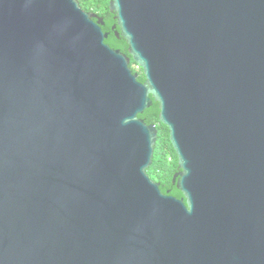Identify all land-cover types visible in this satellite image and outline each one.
<instances>
[{"label": "water", "instance_id": "obj_1", "mask_svg": "<svg viewBox=\"0 0 264 264\" xmlns=\"http://www.w3.org/2000/svg\"><path fill=\"white\" fill-rule=\"evenodd\" d=\"M109 10L0 0V264H264V0Z\"/></svg>", "mask_w": 264, "mask_h": 264}, {"label": "trees", "instance_id": "obj_2", "mask_svg": "<svg viewBox=\"0 0 264 264\" xmlns=\"http://www.w3.org/2000/svg\"><path fill=\"white\" fill-rule=\"evenodd\" d=\"M109 1L110 0H80V4L83 7V9L87 10V11H93L95 13H97L98 15L102 16L104 19V22L106 23L105 25L102 26L103 30H111L112 33L110 35L109 38L105 39V42L108 43L111 47L114 48H119L124 52H128V44L125 41V39H118L114 33V30L112 29V23L116 22L112 13L109 10ZM100 8H102L103 10L101 11ZM129 53V52H128ZM135 64L134 69L136 72H139L142 68H140L138 66V64L132 60ZM139 78L143 81L145 80V76L143 73L140 74ZM140 118H143L147 123L151 122V112L149 109H146L142 114H139ZM161 138L159 140V142L157 143V145L155 146V154H154V158H153V164L150 168H154L153 172H155V174L158 173V169L160 163H163L164 161H168L167 157L170 153H167L166 151V146L170 145V147L173 149V151L175 152V149L173 148V145L171 144V142H169V144L166 141V136H165V132L161 133ZM162 155L163 157H165V160L160 162L162 157L159 159L157 158V156ZM172 155V154H170ZM173 156V155H172ZM178 164V155L175 154V165L177 166ZM150 172V169L148 170ZM165 174H168V172H165ZM152 176V175H150ZM168 184L164 185L163 183H161V188L164 192L167 191V188L170 187V193L177 196V197H182L183 194L181 193V191H179L177 189L176 186H171L170 184V180H168Z\"/></svg>", "mask_w": 264, "mask_h": 264}, {"label": "flooded vegetation", "instance_id": "obj_3", "mask_svg": "<svg viewBox=\"0 0 264 264\" xmlns=\"http://www.w3.org/2000/svg\"><path fill=\"white\" fill-rule=\"evenodd\" d=\"M112 15H113V17H114V14L112 13ZM106 24V23H105ZM104 24V25H105ZM115 24V22L114 23H112V29L114 30V33H115V29L113 28V25ZM118 29V28H117ZM104 32H106V33H108V37L107 38H109L110 37V35H111V33H112V31L111 30H108V29H106V30H104ZM115 35H116V33H115ZM116 37L118 38V39H124L122 36H120V37H118L117 35H116ZM106 38V39H107ZM114 48V47H113ZM124 52V51H123ZM126 54H128L129 56H130V54L128 53V52H125ZM133 59H131V62H130V66L132 67V69H133V71L134 72H136L135 71V69H134V66H135V64H134V62L132 61ZM141 73H143V70L141 69V71H140V74ZM140 74H139V76H140ZM139 80H141L140 78H139ZM142 81V80H141ZM144 81V80H143ZM151 98H152V104H151V106L148 108L149 110H150V112H151V122H149L148 124H155L156 125V128H157V141H156V145H157V143L159 142V140H160V138H161V133H164L165 132V136H166V140H169V141H166L168 144H169V142H171L170 141V139H169V128H168V126L167 125H165L161 120H160V102L159 101H157L156 99H155V97L153 96V95H151ZM155 145V146H156ZM166 151H167V153H170V154H172L173 156V158H172V161H171V164H175V154H177L176 153V151L174 152L173 151V149L170 147V145H167L166 146ZM150 169V172L148 171V173H149V175H152V176H150L151 178H153L155 181H157V182H159L160 184L161 183H163L164 185H166V184H168L169 182H168V178L166 179V180H161V179H159V177L157 176V175H154V173H153V171H152V168H149ZM148 169V170H149ZM176 171H178V164H177V170ZM175 171V172H176ZM171 182H170V184H171V186H176V184L175 183H173V180L171 179L170 180ZM168 189H170L171 190V188L170 187H168L167 188V190Z\"/></svg>", "mask_w": 264, "mask_h": 264}, {"label": "rangeland", "instance_id": "obj_4", "mask_svg": "<svg viewBox=\"0 0 264 264\" xmlns=\"http://www.w3.org/2000/svg\"><path fill=\"white\" fill-rule=\"evenodd\" d=\"M100 10L102 11L103 9L100 8ZM159 157L160 158L162 157V159H161L160 162H162V161L165 160V157H163L162 155L157 156L158 159H159ZM159 165H162V166H159V169H158V173L157 174H155V172H153L154 175H157L159 177V179H161V180L162 179L163 180H166L167 178L169 180H171L173 174L177 170V166L175 164H171V161H164L163 163H160ZM153 170H154V168H152V171ZM165 172H168L169 175L168 174H165Z\"/></svg>", "mask_w": 264, "mask_h": 264}, {"label": "built area", "instance_id": "obj_5", "mask_svg": "<svg viewBox=\"0 0 264 264\" xmlns=\"http://www.w3.org/2000/svg\"><path fill=\"white\" fill-rule=\"evenodd\" d=\"M172 158H173V157H172V155H170V154H169L168 157H167L168 161H172Z\"/></svg>", "mask_w": 264, "mask_h": 264}]
</instances>
